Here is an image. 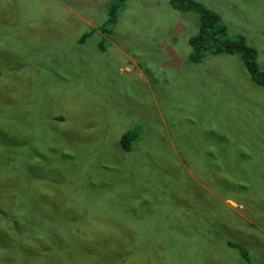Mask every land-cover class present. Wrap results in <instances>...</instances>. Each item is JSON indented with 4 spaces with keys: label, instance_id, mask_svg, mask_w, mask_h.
Here are the masks:
<instances>
[{
    "label": "rangeland",
    "instance_id": "374dc122",
    "mask_svg": "<svg viewBox=\"0 0 264 264\" xmlns=\"http://www.w3.org/2000/svg\"><path fill=\"white\" fill-rule=\"evenodd\" d=\"M196 1L264 70V0ZM108 2L0 0V264H264V86L189 60L196 12L124 0L106 33Z\"/></svg>",
    "mask_w": 264,
    "mask_h": 264
},
{
    "label": "trees",
    "instance_id": "16d2710c",
    "mask_svg": "<svg viewBox=\"0 0 264 264\" xmlns=\"http://www.w3.org/2000/svg\"><path fill=\"white\" fill-rule=\"evenodd\" d=\"M173 8L180 12L190 10L196 12L198 18V30L187 39L190 46L189 60L199 62L205 52L214 54L227 53L239 54L250 79L258 85L264 86V70L260 69L256 61V50L248 45L241 35L228 37L226 26L221 16L213 9L203 5L196 0H170ZM124 5V0H109L106 4L107 17L104 23L98 26L103 32L110 33L109 26L114 25L117 20V12ZM93 33V29L83 33L79 37L82 42ZM138 136L137 127L129 128L119 136V144L123 151H129L132 142Z\"/></svg>",
    "mask_w": 264,
    "mask_h": 264
}]
</instances>
